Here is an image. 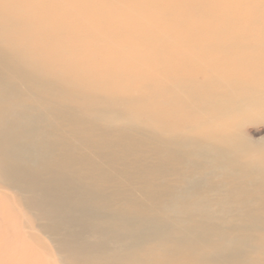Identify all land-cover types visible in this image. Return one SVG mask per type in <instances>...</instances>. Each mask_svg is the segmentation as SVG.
<instances>
[{
    "label": "bare ground",
    "instance_id": "6f19581e",
    "mask_svg": "<svg viewBox=\"0 0 264 264\" xmlns=\"http://www.w3.org/2000/svg\"><path fill=\"white\" fill-rule=\"evenodd\" d=\"M260 125L264 0H0V264H264Z\"/></svg>",
    "mask_w": 264,
    "mask_h": 264
},
{
    "label": "rangeland",
    "instance_id": "374dc122",
    "mask_svg": "<svg viewBox=\"0 0 264 264\" xmlns=\"http://www.w3.org/2000/svg\"><path fill=\"white\" fill-rule=\"evenodd\" d=\"M259 26H260L259 24H256V23L253 24L254 28H257ZM247 131L255 139L264 137V125H260L259 127L248 126ZM31 232L37 234L40 237L41 242H42V245H38L33 240L31 239L28 240V242L31 243V245H33L35 250H37L42 255V257H44L45 259L50 260L52 264H62L54 249H52L53 254H50L47 252V250H45L44 244L51 245L50 241L44 235L40 234V232L37 229L32 230Z\"/></svg>",
    "mask_w": 264,
    "mask_h": 264
}]
</instances>
